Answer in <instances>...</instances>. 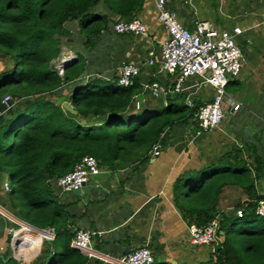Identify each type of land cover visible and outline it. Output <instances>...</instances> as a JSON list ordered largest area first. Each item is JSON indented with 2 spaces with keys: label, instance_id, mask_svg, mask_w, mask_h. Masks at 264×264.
Instances as JSON below:
<instances>
[{
  "label": "trees",
  "instance_id": "16d2710c",
  "mask_svg": "<svg viewBox=\"0 0 264 264\" xmlns=\"http://www.w3.org/2000/svg\"><path fill=\"white\" fill-rule=\"evenodd\" d=\"M144 2L0 0V56L12 62L0 78V183L5 179L9 183L8 201L17 211L15 222L22 226L15 240L28 245L20 249L26 263L37 257L43 239L42 233L32 234L31 226L55 230L42 264H91L89 257L71 245L78 231L67 206L52 189V181L72 172L86 156L112 171L144 163L174 127L196 122L198 107L190 108L182 94L168 96L166 105L160 101L162 109L146 101L138 104L137 97L143 94L139 78L128 87L119 85L116 77L85 82L81 75L87 63L82 53L76 52L77 59L62 75L55 66L62 46L75 51L78 44L89 45L109 30L113 23L109 14L127 21L140 12ZM74 22L80 41L72 36L63 41L66 26ZM77 81L80 84L69 100L78 112L75 115L58 105V92ZM6 95L17 101L7 112L2 104ZM223 160L226 167L188 180L187 192L176 189L175 203L189 224L206 227L217 221L223 233L222 249L215 253L213 245L208 260L198 264H264V217L256 214L262 197L255 194V181L263 176L253 177L246 163L237 160L229 165L227 156ZM260 168L258 163V172ZM232 184L243 188L252 200L241 218L217 212L222 188ZM7 204L0 199V205ZM0 264L18 263L0 259ZM153 264L172 263L155 258Z\"/></svg>",
  "mask_w": 264,
  "mask_h": 264
},
{
  "label": "crops",
  "instance_id": "0c3cea01",
  "mask_svg": "<svg viewBox=\"0 0 264 264\" xmlns=\"http://www.w3.org/2000/svg\"><path fill=\"white\" fill-rule=\"evenodd\" d=\"M158 1L145 0L142 9L135 15L146 25L147 35L117 34L113 25L121 20L109 14L113 23L107 32L87 46L76 45L75 52L82 53L86 58L85 82L93 77L113 81L127 64L144 66L150 48L161 49L168 32L159 21ZM166 2L167 8L176 13L180 22L190 30L200 21L210 22L219 30L240 27L243 34L238 37L237 43L245 61L240 74L229 78L224 103L226 117L219 128L195 139L194 132L199 129L196 120L188 125H178L163 138L159 155L152 156L150 153L144 163L137 162L116 171L103 168L102 174L92 177L81 190L70 194L61 195L55 180L51 182L52 189L72 215L74 230L98 233L91 241L97 252L92 251L91 254L112 262H117L113 258L126 256L128 247L132 250L144 246L151 248L160 263L198 264L208 260L213 247L191 244V224L175 203L176 189L181 187L187 192L189 187L184 183L188 180L200 176L202 172L214 173L215 169L226 167L222 164L226 156L230 158L229 165H235L238 160L252 168L253 177L257 173L263 176L255 181V194L262 197L259 203L264 202V0ZM75 23L66 26L64 35L75 37L78 42L80 32L73 35L67 32L68 26ZM157 70L144 67L138 77L140 83L152 80L151 75ZM156 78L164 84L171 83L167 73ZM77 82L66 85V88L71 85L70 96L80 84V81ZM200 83L199 78L190 79L187 88L198 86L182 94L187 98L188 93H193L192 108L197 106L199 109L211 103L216 94L212 85ZM145 95L144 101L148 103ZM228 99L239 102L242 107L234 112ZM162 100L165 101V98ZM258 163L261 164L259 172ZM5 183H8L7 179L0 183V199L8 203L6 207L0 205V256H4L2 260L13 256L11 259L23 264L25 255L20 253L19 247L14 248L15 238L11 233L12 229L19 228L18 232L21 225L15 222L19 217L8 201ZM251 201L243 188L235 184L227 185L217 198V212L220 216L231 217ZM221 238L223 240V234ZM41 241L44 242L43 239ZM90 260L91 264L101 261L98 258ZM43 262L41 259L39 264Z\"/></svg>",
  "mask_w": 264,
  "mask_h": 264
},
{
  "label": "built area",
  "instance_id": "2783aa9c",
  "mask_svg": "<svg viewBox=\"0 0 264 264\" xmlns=\"http://www.w3.org/2000/svg\"><path fill=\"white\" fill-rule=\"evenodd\" d=\"M166 0L158 1L159 21L168 32V38L158 51L150 48L147 52V60L144 66L133 64L125 65L118 78V84L124 87L131 86L141 75L144 67L157 68L158 70L151 75L152 80L141 83L143 94H152L158 98L162 96L167 98L174 94H183L187 90L198 86L187 88L186 84L190 79L199 78L201 83L212 85L216 89L214 100L211 103L199 107L195 113V120L199 129L194 132V138H200L203 134L213 131L220 127L226 117L224 110L225 98L227 97L226 87L230 77H237L244 65V57L237 43L239 36L243 34L240 27L233 30H219L214 24L207 21H200L194 24L192 30L180 22L176 13L170 11L166 6ZM113 30L117 34L143 36L147 35L146 25L136 16L129 20L117 21L113 25ZM66 59V58H65ZM63 60L62 66L58 69L60 74L64 73L63 68L71 60ZM167 73L171 77V83L164 84L157 80V76ZM192 92L188 93L186 104L194 107ZM17 101L9 95L4 96L2 104L5 106V112L11 110ZM140 104V102H138ZM228 104L232 110L238 111L242 105L239 102L228 99ZM157 146L154 149V156L160 154ZM104 172L96 158L92 156L84 157L74 170L69 174L55 179L59 187L60 194H70L79 191L87 184L92 177L98 176ZM4 190L10 191L8 183L4 184ZM245 209L236 211L238 217H243ZM256 214L264 217V202H260L256 208ZM219 224L213 222L206 227H199L195 224L190 225V242L194 246H213L216 245V237L219 236ZM47 235L44 242H52L55 239V230L43 229ZM15 238L16 230H11ZM97 232L90 230H80L72 241V247L80 251L89 258H98L104 263L109 264H153L155 255L151 248L144 246L133 250L124 258H113L117 262L92 255L96 251L91 246V241ZM43 242V244H44ZM13 246L18 244L13 242ZM27 247V244H20ZM19 246V247H20ZM97 252V251H96ZM99 253V252H98ZM103 254V253H102ZM107 256V255H106ZM110 257V256H109Z\"/></svg>",
  "mask_w": 264,
  "mask_h": 264
},
{
  "label": "rangeland",
  "instance_id": "374dc122",
  "mask_svg": "<svg viewBox=\"0 0 264 264\" xmlns=\"http://www.w3.org/2000/svg\"><path fill=\"white\" fill-rule=\"evenodd\" d=\"M77 24L75 23V24H71V25H69L68 26V28H67V32L71 35H73V33L74 32H79V29H77ZM77 29V30H76ZM76 30V31H75ZM66 36H65V38H63V41H65L66 40ZM62 53H61V56L59 57V59L58 60H56L54 63H55V66H56V68L57 69H59L61 66H62V64H63V60L65 59V61H67V60H71V61H74V60H76L77 59V54H76V52L75 51H73V50H71L70 48H68V47H66V46H62ZM68 57V58H67ZM1 59H0V78H1V75L4 73V72H6V71H8L9 69H11V67H12V65H11V60L10 59H7V58H4V57H0ZM68 89V90H67ZM70 91H71V85H70V87L69 88H66V86H65V89L63 88L62 90H60L59 92H58V97L61 99V98H66V100H65V102L67 103V104H69V105H71L72 106V104L67 100V98L68 99H70ZM54 97H56V96H54ZM59 99V100H60ZM163 99V97L162 96H160V97H158V98H156V97H154V96H152V94H147V100H148V103H147V101H146V104H149L150 106H153V107H155V108H160V109H162L163 108V104L161 103L160 105H159V102L160 101H163L162 100ZM165 100H166V98H165ZM164 103H165V105H166V102L165 101H163ZM73 107V106H72ZM134 112H135V108H134ZM151 155L152 156H154V150L152 151V153H151ZM185 184V183H184ZM184 186V185H183ZM185 187V186H184ZM26 223V222H25ZM29 225V224H28ZM21 228V227H20ZM19 228H17L16 230H18ZM13 237V236H12ZM12 241V240H11ZM10 241V242H11ZM47 241H45L44 242V244H43V241H41V243H40V245L42 246V249H41V251H40V253L38 254V258L37 259H34V261L32 262V263H29V264H39V262H40V260L41 259H43V260H45V258L47 257V251H46V249H47ZM139 248H141V247H139ZM136 249H138V248H134V249H132L131 250V252L133 251V250H136ZM12 250V249H11ZM12 252L14 253V251L12 250ZM130 252V253H131ZM129 253V254H130ZM128 254V255H129ZM105 255V254H104ZM17 256V255H16ZM127 256V255H126ZM17 257H20V256H17ZM122 258H124V257H122ZM23 264H28V263H26V262H23ZM104 264H109V263H104Z\"/></svg>",
  "mask_w": 264,
  "mask_h": 264
},
{
  "label": "water",
  "instance_id": "95a60500",
  "mask_svg": "<svg viewBox=\"0 0 264 264\" xmlns=\"http://www.w3.org/2000/svg\"><path fill=\"white\" fill-rule=\"evenodd\" d=\"M72 63H73V62H70V63L66 64V65L64 66V68H63V71L65 72V70L67 69V67L70 66ZM85 75H86V74H85V72H84V73L81 75V78L85 77ZM145 97H146L145 94H141V95H139V96L137 97V101L141 103V102H143V101L145 100ZM65 100H66V98H64V97L61 98V99L58 101V105H59V106H62L65 110H67V111H69V112H71V113H73V114L76 115L78 112H77V111H76L71 105L67 104V103L65 102ZM158 150H161V147H158ZM45 230H48V228L45 229ZM222 234H223L222 232H218V235H219V236L216 237V246H215V248H214V252H215V253L219 252V250L222 249V246H223V240H222V238H221ZM130 252H131V249H130V247H128L127 250L125 251V254L128 255ZM0 258L3 259L4 256H0ZM11 258H14V257H13V256H12V257H9V258L5 259L4 261H5V262H8Z\"/></svg>",
  "mask_w": 264,
  "mask_h": 264
},
{
  "label": "bare ground",
  "instance_id": "6f19581e",
  "mask_svg": "<svg viewBox=\"0 0 264 264\" xmlns=\"http://www.w3.org/2000/svg\"><path fill=\"white\" fill-rule=\"evenodd\" d=\"M67 58H68V57H67ZM21 228H22V226H21ZM28 229H29V230L32 229V234H33L34 236H36L37 234H41V233H42V234H43V240H44V237L47 235V233L44 232V230H38V229L33 228V227H31V226H30ZM17 233H18V232H16L15 238H16V236H17ZM16 243L18 244V247H19L20 244H21L22 242H16V240H15V244H16ZM23 244H24V243H23ZM19 248L21 249L22 246H20Z\"/></svg>",
  "mask_w": 264,
  "mask_h": 264
}]
</instances>
